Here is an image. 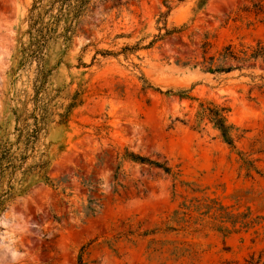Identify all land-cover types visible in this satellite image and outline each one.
Wrapping results in <instances>:
<instances>
[{"label":"rangeland","instance_id":"1","mask_svg":"<svg viewBox=\"0 0 264 264\" xmlns=\"http://www.w3.org/2000/svg\"><path fill=\"white\" fill-rule=\"evenodd\" d=\"M32 3L0 0V147L33 95ZM257 42L264 0H91L70 42L48 43L40 104L76 106L41 139L48 180L0 212V264H264V67L199 66L204 44ZM208 106L231 145L196 123Z\"/></svg>","mask_w":264,"mask_h":264},{"label":"trees","instance_id":"2","mask_svg":"<svg viewBox=\"0 0 264 264\" xmlns=\"http://www.w3.org/2000/svg\"><path fill=\"white\" fill-rule=\"evenodd\" d=\"M91 0H33L27 17L28 29L26 35L29 44L22 49V65L35 64V78L33 95L26 102L23 113L16 117V139L10 145L0 147V212L5 203L14 198L15 185L23 192L24 182L33 177L48 180L49 165L47 146L41 139L47 135L51 123L57 126L65 125L71 111L76 106L77 97L66 106L63 113H55L50 107L49 100L40 104V95L53 68L47 64L46 54L48 43L59 38L63 44L70 42L74 34L75 24L86 13ZM203 1V0H202ZM48 18L47 22L44 20ZM57 35V36H55ZM207 45L202 46L200 69L209 74H228L233 71L255 70L264 67V43L257 42L254 46H241L235 49L228 44L222 48L217 56H207ZM264 94V85L257 87ZM30 104V109L27 105ZM226 110L223 108L205 107L196 116V123L206 120L220 134L222 140L231 145V127L226 125ZM57 116L58 120L54 121ZM43 149H40V147ZM30 159H35L29 163ZM153 165L148 160L141 164ZM168 173L167 169H164ZM90 203H92L90 201ZM81 264V261H79Z\"/></svg>","mask_w":264,"mask_h":264}]
</instances>
